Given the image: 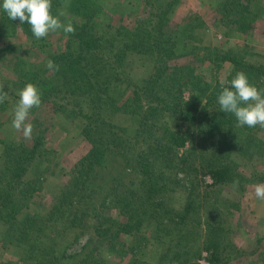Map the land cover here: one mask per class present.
Instances as JSON below:
<instances>
[{
  "label": "trees",
  "instance_id": "obj_1",
  "mask_svg": "<svg viewBox=\"0 0 264 264\" xmlns=\"http://www.w3.org/2000/svg\"><path fill=\"white\" fill-rule=\"evenodd\" d=\"M252 2L222 0L220 20L231 17L230 30L247 33L255 15ZM145 3L147 19L117 29L114 42L101 27L109 14L100 0H52V14L63 11L59 18L71 22L75 33L57 31L66 37L64 50L43 51L30 63L22 43L9 39L18 30L32 39L31 26L10 20L0 8V37H9L0 45V63L13 60L8 76L17 75L16 80L7 79L11 95H18L27 83L35 84L41 101L51 104L54 113L75 118L80 137L90 144L42 214L25 209L44 189L45 174L58 165L54 150L43 144L41 134H32L33 143L26 148L11 147L12 142L0 138L14 151L7 161L0 155V221L5 226L0 242L18 251L20 264H116L124 254H130L126 264H197L204 252L209 264H224L227 259H223L228 255H223L228 247L223 214H211L215 206L202 204L204 192L196 174L208 175L210 186L217 190L243 177L234 164L223 162L232 150L246 154L262 146L254 145L255 134L238 126L234 114L220 110L223 87L208 83L192 65H170L176 39L154 22L147 24L145 20L163 12L158 0ZM119 34L124 39L118 40ZM131 53L153 58L150 73L139 81L125 71ZM219 57L232 64L229 81L243 71L250 83L262 89L258 81L264 76L263 63L228 50ZM49 59L59 65L58 71L46 67ZM8 89L5 84L3 91ZM6 104V99L0 103V114ZM181 172L187 173L183 182ZM177 188L185 193L180 200L173 195ZM201 207H207L205 215L197 211ZM147 221L154 224L151 237L141 233ZM48 231L55 236L49 237ZM87 234L86 246L68 255L67 248ZM125 235L130 237L126 250L120 242ZM86 247L95 261L88 259Z\"/></svg>",
  "mask_w": 264,
  "mask_h": 264
},
{
  "label": "rangeland",
  "instance_id": "obj_2",
  "mask_svg": "<svg viewBox=\"0 0 264 264\" xmlns=\"http://www.w3.org/2000/svg\"><path fill=\"white\" fill-rule=\"evenodd\" d=\"M106 10H108L109 18L104 22L101 21V27L110 41H114L117 29L122 30V26L133 27L138 19H147L145 0H100ZM158 0L161 12L154 19L145 20L147 24L155 23L158 28L165 34H170L176 39V51L174 58L169 60L170 65L189 64L194 67V73L199 74L208 83L219 85V87L228 86L223 83L230 82L228 76L232 69L229 61L222 60L219 55L224 51H232L242 55L244 59L264 64V0H253L251 10L255 12L253 25L247 33H238L231 31L234 28L232 19L225 17L224 21L220 20L221 14L218 11L222 0ZM156 5V8H157ZM0 8H2V0H0ZM161 20L159 21V18ZM233 17V16H232ZM166 19V20H165ZM227 21V22H226ZM158 23V24H157ZM189 24V25H187ZM135 26V25H134ZM150 26V25H149ZM124 30H129L124 28ZM9 38V37H8ZM0 37V45L8 39ZM117 38L124 39L119 34ZM66 37L57 32H50L45 38L32 39L20 32L10 37V41L22 43L24 54L26 53L27 61L33 62L41 58L43 51L49 49L62 51L65 48ZM114 39V40H113ZM118 42V41H117ZM123 42V41H120ZM119 47V46H117ZM126 62V61H125ZM14 63L13 60L7 63H0V84L5 87L8 84L6 109L2 112L3 120L0 126V138H4L7 143L12 142L11 147L23 145L22 147L31 146L33 138L25 139L22 132H17L11 127L13 119V109L19 100V95H11V83L8 80H16V74L9 72V66ZM130 65L125 68L128 77L133 81H139L146 77L153 66V58L147 55L130 54L127 59ZM220 63V64H219ZM219 65L218 67L216 65ZM264 85V76L260 77ZM10 86V87H9ZM22 89V88H21ZM264 89V86L262 87ZM20 91V88H19ZM19 93V92H18ZM185 97L188 92L184 93ZM84 107L85 105L82 104ZM62 115L54 113L52 105L43 103L38 108H32L29 112L27 123L33 125L34 136L41 134L44 145L52 148L55 152L54 160L58 161V165L53 167L52 171L45 174L43 180L44 189L35 193L30 206L26 211L34 210L44 213L50 204L53 194H56L63 184L69 179V169L74 166L76 161L88 150L90 144L80 137L79 122L66 119ZM123 124L124 119L117 118ZM127 124V123H124ZM255 134L254 145H261L262 148H253L248 150L246 154L241 151L232 150L225 159L224 163L234 164L237 171L243 176L240 177L238 188H233L232 183L222 184L217 190L211 187V178L206 175L202 176L200 172L198 177L199 186L202 194V204L215 206V210L211 214L220 212L225 220V228L227 230L226 242L228 247L224 251V264H262L264 259V201L255 197L254 186L258 183H264V128L260 126L247 127L244 130L248 133ZM2 136V137H1ZM248 136V135H246ZM9 145L0 143V155L5 156V161L13 157V149L8 148ZM26 151V149H25ZM184 148L180 150L183 153ZM261 152L258 153V152ZM52 158V157H51ZM199 159V158H197ZM16 161H13L15 164ZM17 164V163H16ZM111 169V167L109 168ZM12 171H15V165ZM16 171L19 168L16 167ZM7 175V171L5 172ZM194 174V173H193ZM179 177L183 182L187 179V173L181 172ZM8 180V179H7ZM6 181V176L3 178ZM174 198L182 199L185 195L182 188H177L173 192ZM71 207L74 206H70ZM200 215H205L207 207H201L197 210ZM4 224L0 221V238L4 233ZM203 231V228H202ZM141 233L146 237H151L154 233V224L151 221L145 222L142 226ZM49 237L55 236V233L48 231ZM88 239L87 235H82L76 240L72 246L67 248V254L79 253L85 246ZM120 242L124 244L126 250L129 243V236H122ZM90 261H95L91 250L85 249ZM149 251V250H148ZM145 255H148L144 252ZM20 254L12 247L3 246L0 242V264H20ZM141 257V256H140ZM203 257L198 260L197 264H209ZM130 259V254H124L121 261L116 264H126ZM103 263L102 261L97 262ZM178 264V262H168V264Z\"/></svg>",
  "mask_w": 264,
  "mask_h": 264
},
{
  "label": "clouds",
  "instance_id": "obj_3",
  "mask_svg": "<svg viewBox=\"0 0 264 264\" xmlns=\"http://www.w3.org/2000/svg\"><path fill=\"white\" fill-rule=\"evenodd\" d=\"M52 0H2V9L10 20H18L20 24L27 23L36 39L45 38L50 32L63 30L66 34H74L75 28L71 22L63 23L59 16L65 15L63 11L59 16L51 12ZM49 70L58 71L59 65L49 59L46 63ZM218 96L220 110L224 113L234 114L238 126L264 128V89H258L250 83L247 74L238 71L230 82H223ZM4 86L0 84V103L7 98V92L3 91ZM19 100L13 109L11 127L22 132L25 139H30L33 132V125L27 123L29 112L32 108L41 105V92L33 83H27L18 93ZM239 180H234L232 187L238 188ZM255 197L264 201V183L254 186Z\"/></svg>",
  "mask_w": 264,
  "mask_h": 264
}]
</instances>
